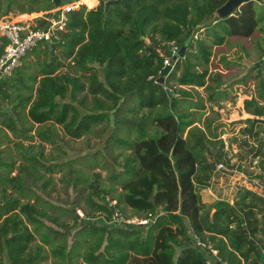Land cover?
<instances>
[{
  "label": "trees",
  "instance_id": "obj_1",
  "mask_svg": "<svg viewBox=\"0 0 264 264\" xmlns=\"http://www.w3.org/2000/svg\"><path fill=\"white\" fill-rule=\"evenodd\" d=\"M100 1L92 10L84 2L68 13L64 30L27 54L36 60L25 61V56L0 83V155L6 162L0 165L11 168L7 177L0 173V255L7 264L50 259L51 264H207L195 245L199 241L217 252L216 264H264L252 244L264 252V197L242 189L233 204L218 200L208 205L201 196L220 166L238 168L225 151L222 124L205 117L206 103L217 106L227 96L217 94L223 80L210 72L217 69L212 50L228 39L250 41L263 22L257 7L243 4L220 21L212 17L228 0ZM107 1L118 3L106 12ZM2 2H7L6 13L18 8L22 18L54 8L53 0ZM173 46L185 49L183 57L171 58ZM5 47L0 38V56ZM167 58L174 69L158 84ZM257 78L245 81L246 86L254 83L243 104L252 118L235 123L245 138L239 146L257 161L255 179L264 189V80ZM111 122L115 145L126 152L121 172L109 173V184L101 174L80 169L64 176L86 192L85 220L76 215L75 204L70 211L58 208L29 187L49 190L55 185L51 175L62 172L61 165L48 166L32 153L34 162L9 164L10 134L23 146L34 139L53 145L62 140L61 133L79 140ZM119 130L127 136L118 138ZM117 185L130 192L116 194ZM125 203L144 220L155 219L146 231L113 222L116 211L128 219ZM96 217L108 226L89 223ZM211 250L204 252L211 255Z\"/></svg>",
  "mask_w": 264,
  "mask_h": 264
},
{
  "label": "rangeland",
  "instance_id": "obj_2",
  "mask_svg": "<svg viewBox=\"0 0 264 264\" xmlns=\"http://www.w3.org/2000/svg\"><path fill=\"white\" fill-rule=\"evenodd\" d=\"M71 0H62L58 7H55L46 13H33L26 14L27 18H22L25 15H19L18 8H13L6 13L7 2H2V14L0 17L5 16L10 19L21 18L20 21L29 22L33 25L41 24L46 21V16H49V20H53L52 14L60 10L62 7L70 4ZM84 2V1H83ZM82 2V3H83ZM87 6L84 5L87 10L97 8L101 1L92 3V0L85 1ZM80 4V3H79ZM24 5V3L22 4ZM255 5V4H254ZM259 15L263 17L261 23V30L250 41H241L237 39H228L223 47H213V62L217 65V69H210L212 73H219L222 75L223 84L220 89L217 90V94L223 92L227 96L217 106L214 104L206 103L207 111L206 116L211 120L218 121L222 124V128L219 131L221 138L226 142V152L229 154V158L232 163H235L238 168L234 170L221 168L217 171L216 176L211 181V187L207 190L201 191L202 199L206 204L210 205L217 200H226L230 204H233L234 198L237 193L242 189H248L256 192L264 197V189L262 183L258 179H255L260 174L257 169V161L251 158L249 149L244 147L241 149L239 144L245 140L244 137L239 135V130L242 127L238 125V121H244L248 118H252L246 114L244 110V101L250 99V95L253 93L254 83L248 82L247 86L245 81L251 77L258 76V83L264 80V8L257 6ZM82 7V6H81ZM28 8V6H27ZM203 30H201L202 32ZM203 34V33H202ZM44 48H39L37 52L41 54L44 52ZM34 62L36 57L34 55H28L25 61ZM24 63V62H23ZM201 96L204 95L202 89L197 91ZM1 99V98H0ZM6 110H10L6 107ZM113 121V120H112ZM102 125L96 128L95 132L88 134L79 140H72L69 137L61 133L62 140L56 144L42 143L38 139H34L31 142H23L25 145H20L19 140L14 139L10 134V143L8 144V151L11 157L9 164L19 166L22 162H34L31 153L38 154L44 164L48 166L61 165L62 172L51 175L55 185L51 186L49 190L42 193L43 191L36 188V185H29L34 192L41 198L47 200L54 206L65 210H72L74 204L76 205V215L80 220H85V204L84 195L86 192H82L81 186L74 184L73 182H67V178L64 176L71 170H82L84 173H98L102 176L104 184H109L107 176L109 173H120L123 157L121 154H126L122 148H118L115 145L114 137V126ZM241 126V127H240ZM118 138L126 137L124 130H119L117 133ZM233 140L238 142L234 143ZM251 143V140L249 139ZM22 143V142H21ZM228 148V145H230ZM17 152V156L15 155ZM239 156V157H238ZM5 162V157L0 155V162ZM73 162V163H71ZM65 163H70L71 168L66 169ZM2 164V163H1ZM42 164V163H41ZM10 167L3 169L0 165V173L7 177ZM111 169V170H110ZM218 170V169H217ZM16 172L12 173V176ZM76 176L71 175L70 178L74 179ZM61 178H64V180ZM116 194L129 193V189L122 188L121 185H117ZM125 211V216L130 222L129 226L135 228L146 227L140 224L144 221L142 213L135 210L130 204L125 203L122 206ZM67 212V211H66ZM68 213V212H67ZM84 216V218H82ZM125 218V217H124ZM62 221L69 218L61 217ZM149 224L154 222L155 219H148ZM68 223L73 224L72 220H67ZM89 222V221H87ZM96 223L101 225L108 224L102 217H96L89 223ZM83 225V221L81 222ZM142 230V229H141ZM77 230L71 232L70 238L68 239L69 248L75 241V233ZM145 234V233H144ZM181 249L177 250L180 254ZM202 251L203 255L207 259L208 264H216L215 256H211L210 253ZM0 261L3 264H7L5 256L0 255ZM52 259L46 264H51Z\"/></svg>",
  "mask_w": 264,
  "mask_h": 264
},
{
  "label": "built area",
  "instance_id": "obj_3",
  "mask_svg": "<svg viewBox=\"0 0 264 264\" xmlns=\"http://www.w3.org/2000/svg\"><path fill=\"white\" fill-rule=\"evenodd\" d=\"M78 3H70L58 10V19L51 21L46 16L45 20L41 24L33 25L29 22L20 21L18 19H10L8 17H0V38L6 41V47L4 52L0 56V83L10 77L15 69L19 68L22 63V59L32 52L39 44L50 43L57 31H63L66 26L67 14L73 10L84 6ZM251 3L264 8V0H251ZM44 24V25H43ZM180 50L178 47L173 46L171 58H178ZM165 66H174L171 64V59L167 58L164 61ZM220 168H222L220 166ZM112 205H116V202H112ZM84 218V216L82 217ZM113 222L122 225H129L130 222L124 218L118 211L113 216ZM142 226L149 224L148 220L141 221ZM196 247L200 250H211V246H207L204 243L196 241ZM211 255H217L216 251L211 250ZM208 264V263H207Z\"/></svg>",
  "mask_w": 264,
  "mask_h": 264
},
{
  "label": "water",
  "instance_id": "obj_4",
  "mask_svg": "<svg viewBox=\"0 0 264 264\" xmlns=\"http://www.w3.org/2000/svg\"><path fill=\"white\" fill-rule=\"evenodd\" d=\"M71 4L73 3H78V2H81L82 0H71ZM62 0H53V3H54V6L55 7H58L60 4H61ZM118 1H107L105 3V11L108 12L109 8L110 7H115L117 5ZM246 3H251V0H228L227 3L221 7L220 9H218L214 15H213V19L214 20H225L229 17H232L234 16L238 10L240 9V7L243 5V4H246ZM55 16H58L59 15V12L56 11L54 13ZM44 25V24H43ZM184 52H185V49H181L180 52H179V57H183L184 55ZM173 69L171 66H167L163 72V75L161 76V78L157 81L158 84H164L165 82V78L170 75L172 73ZM213 166V170L216 171V166L215 164H212ZM246 239L249 240V236H246ZM252 244L255 246V248L257 250H259V246L252 242ZM259 257H260V262L263 263L264 262V252L259 250Z\"/></svg>",
  "mask_w": 264,
  "mask_h": 264
},
{
  "label": "bare ground",
  "instance_id": "obj_5",
  "mask_svg": "<svg viewBox=\"0 0 264 264\" xmlns=\"http://www.w3.org/2000/svg\"><path fill=\"white\" fill-rule=\"evenodd\" d=\"M83 1L85 2V1H87V0H82V1L80 2V4H83V3H84ZM82 2H83V3H82Z\"/></svg>",
  "mask_w": 264,
  "mask_h": 264
},
{
  "label": "crops",
  "instance_id": "obj_6",
  "mask_svg": "<svg viewBox=\"0 0 264 264\" xmlns=\"http://www.w3.org/2000/svg\"><path fill=\"white\" fill-rule=\"evenodd\" d=\"M202 196V195H201ZM218 201V200H217ZM204 203H206L204 200H203Z\"/></svg>",
  "mask_w": 264,
  "mask_h": 264
},
{
  "label": "flooded vegetation",
  "instance_id": "obj_7",
  "mask_svg": "<svg viewBox=\"0 0 264 264\" xmlns=\"http://www.w3.org/2000/svg\"><path fill=\"white\" fill-rule=\"evenodd\" d=\"M260 250V249H259Z\"/></svg>",
  "mask_w": 264,
  "mask_h": 264
}]
</instances>
